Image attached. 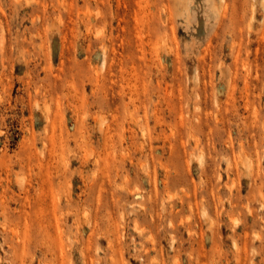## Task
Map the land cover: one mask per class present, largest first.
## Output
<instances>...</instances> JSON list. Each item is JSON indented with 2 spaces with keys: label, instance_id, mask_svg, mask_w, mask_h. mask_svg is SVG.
Instances as JSON below:
<instances>
[{
  "label": "rangeland",
  "instance_id": "374dc122",
  "mask_svg": "<svg viewBox=\"0 0 264 264\" xmlns=\"http://www.w3.org/2000/svg\"><path fill=\"white\" fill-rule=\"evenodd\" d=\"M0 264H264V0H0Z\"/></svg>",
  "mask_w": 264,
  "mask_h": 264
},
{
  "label": "bare ground",
  "instance_id": "6f19581e",
  "mask_svg": "<svg viewBox=\"0 0 264 264\" xmlns=\"http://www.w3.org/2000/svg\"><path fill=\"white\" fill-rule=\"evenodd\" d=\"M69 201V200H68ZM136 230H138L137 228H136ZM155 260V259H154ZM154 260H152V261H154Z\"/></svg>",
  "mask_w": 264,
  "mask_h": 264
}]
</instances>
